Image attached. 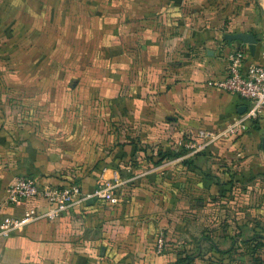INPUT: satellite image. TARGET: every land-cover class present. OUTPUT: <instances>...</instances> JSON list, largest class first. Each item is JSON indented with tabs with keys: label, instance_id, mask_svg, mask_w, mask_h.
I'll list each match as a JSON object with an SVG mask.
<instances>
[{
	"label": "crops",
	"instance_id": "0c3cea01",
	"mask_svg": "<svg viewBox=\"0 0 264 264\" xmlns=\"http://www.w3.org/2000/svg\"><path fill=\"white\" fill-rule=\"evenodd\" d=\"M243 14L232 0H0V76L16 75L17 90L31 95L24 103L0 101L1 211L22 212L2 206L16 177L85 182L91 174L81 173L96 162L97 179L103 168L104 177L129 171L125 183L134 191L115 204L101 201L102 230H91L89 219L75 213L94 203L87 196L60 219L18 231L0 241L1 264H172L158 240L165 234L144 224L153 200L139 194L154 184V174L169 190L164 176L172 161L199 182L211 155H230L242 165L264 157V119L239 138L188 148L199 131L219 132L244 108L237 96L211 85L224 74L227 55L242 48L247 63H264L261 40L251 54L225 39L251 33ZM92 71L103 73L99 85L79 88L78 78ZM65 76L77 78L73 87L61 82ZM68 90L87 99L59 101ZM78 108L85 111L82 121L67 115ZM129 212L135 220L108 228V219Z\"/></svg>",
	"mask_w": 264,
	"mask_h": 264
},
{
	"label": "rangeland",
	"instance_id": "374dc122",
	"mask_svg": "<svg viewBox=\"0 0 264 264\" xmlns=\"http://www.w3.org/2000/svg\"><path fill=\"white\" fill-rule=\"evenodd\" d=\"M232 2L235 10L245 13L243 15L246 25L251 29V33L261 36L264 46V0ZM15 64L17 65L12 62L11 66ZM70 72L65 70V75H70ZM91 74L90 78H78L79 88L99 85L101 80L99 75L103 73L92 71ZM95 74H98V77H94ZM73 79L77 78L65 76L61 82L73 87ZM23 82L27 85L31 83L26 79H23ZM20 85L19 78L14 74L10 75L9 79L0 76V101L13 103L30 101L31 95L17 90ZM68 91L69 94L67 92L60 94L58 100L67 102L87 99L84 93ZM97 100L96 95L95 101ZM75 113L76 119L82 121L85 111L82 108L67 111L70 117ZM93 113L97 114L98 110H94ZM113 127L109 126L108 129ZM111 144L113 145L114 141ZM229 156L219 158L211 155L208 158L210 162L204 164L202 168L199 182H196L197 174H184L179 163L172 161L169 172L164 176L165 180L170 181L169 190L166 186L163 187L162 179L154 174V184H151L148 190L140 192L139 197L145 196L153 200L152 206L149 207L152 219L145 221L144 224L147 229L154 230L160 236L165 234L158 240L161 245L162 243L165 245L172 264H264V157L257 156L251 159L249 165H242ZM78 168L84 169L83 166L75 167L79 170ZM98 171L96 162L81 173L82 176L86 173L91 174L89 180L84 182L81 179L78 182L82 192L85 189L84 197L91 198L100 185L101 181L97 179ZM129 177V171L118 174L119 181L113 190L117 202L132 196L134 192L132 187L125 183ZM111 179L112 175L105 177V180ZM111 183L114 185V180H111ZM93 201L92 205H87L88 207L84 205V209H78L75 213L80 215L81 219H84L83 217L85 220L89 219L91 230L99 231L104 229V223H100L98 216L100 207L103 206L100 205L101 201L96 199ZM131 213L133 214L132 211ZM134 217L129 212L118 216L116 220L108 219V228H121L120 221L130 223L136 219Z\"/></svg>",
	"mask_w": 264,
	"mask_h": 264
},
{
	"label": "built area",
	"instance_id": "2783aa9c",
	"mask_svg": "<svg viewBox=\"0 0 264 264\" xmlns=\"http://www.w3.org/2000/svg\"><path fill=\"white\" fill-rule=\"evenodd\" d=\"M264 55V54H263ZM211 85L244 102V111L239 113L224 129L215 133L199 131L197 139L188 145L193 151H201L204 146L218 139H236L243 136L256 122L264 119V63H247L244 49L237 48L227 55V67L221 79ZM103 168L99 177L101 183L91 198L115 204L113 190L118 184V175L105 180ZM3 205L22 206L19 214H7L0 209V241L28 226L41 222H54L72 211L75 205L86 201L81 185L74 178H65L59 183L43 181L39 177L21 175L5 188Z\"/></svg>",
	"mask_w": 264,
	"mask_h": 264
},
{
	"label": "water",
	"instance_id": "95a60500",
	"mask_svg": "<svg viewBox=\"0 0 264 264\" xmlns=\"http://www.w3.org/2000/svg\"><path fill=\"white\" fill-rule=\"evenodd\" d=\"M225 39L228 41H237L241 42L244 45L249 47L250 53H255L256 44L262 39L260 35H254L253 33H237L234 35H226ZM244 108L239 110V113H242ZM262 149L264 150V137L262 139Z\"/></svg>",
	"mask_w": 264,
	"mask_h": 264
},
{
	"label": "trees",
	"instance_id": "16d2710c",
	"mask_svg": "<svg viewBox=\"0 0 264 264\" xmlns=\"http://www.w3.org/2000/svg\"><path fill=\"white\" fill-rule=\"evenodd\" d=\"M77 182V181H76ZM78 183V182H77Z\"/></svg>",
	"mask_w": 264,
	"mask_h": 264
}]
</instances>
